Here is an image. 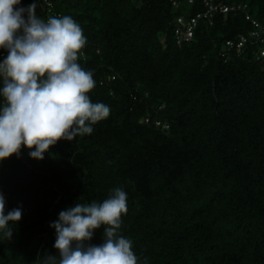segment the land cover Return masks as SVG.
Wrapping results in <instances>:
<instances>
[{"label": "trees", "instance_id": "trees-1", "mask_svg": "<svg viewBox=\"0 0 264 264\" xmlns=\"http://www.w3.org/2000/svg\"><path fill=\"white\" fill-rule=\"evenodd\" d=\"M36 2L42 19L68 15L82 28L78 62L110 115L42 161L23 148L0 162L6 213L22 210L11 240L0 232V264L58 256L59 213L116 187L140 264H264V0H212L245 10L201 16L182 43L176 17L204 11L201 0H52L49 13Z\"/></svg>", "mask_w": 264, "mask_h": 264}, {"label": "clouds", "instance_id": "clouds-1", "mask_svg": "<svg viewBox=\"0 0 264 264\" xmlns=\"http://www.w3.org/2000/svg\"><path fill=\"white\" fill-rule=\"evenodd\" d=\"M37 6L36 0L27 7L22 0H0V50L7 53L0 61V162L19 158L23 148L42 161L50 147L91 135L93 125L110 115L109 106L92 102L96 81L78 62L87 44L80 25L68 15L44 20ZM127 199L116 187L102 202L61 211L50 225L58 256L48 255L43 264H140L133 242L121 233ZM21 219L19 207L6 213L0 192V232L8 241L10 222ZM101 226L103 243L91 244Z\"/></svg>", "mask_w": 264, "mask_h": 264}, {"label": "built area", "instance_id": "built-area-1", "mask_svg": "<svg viewBox=\"0 0 264 264\" xmlns=\"http://www.w3.org/2000/svg\"><path fill=\"white\" fill-rule=\"evenodd\" d=\"M171 1H173L174 3L177 2V0H171ZM186 1H187V3H193L194 2V0H186ZM201 1H202V3H204V9L205 10L198 13L195 17L192 16L189 19H185V17H183V16H177L176 17V25H175V29H174V34H175L177 43L187 42V41L191 40V38L193 37V32H194V28L196 26L197 20L201 16L204 18L210 19L211 16L213 15V13H215L216 11L228 13V12L244 11L245 10L244 5L243 6L239 5V4L238 5H235V4L214 5L212 3V0H201ZM39 2H40L39 4L41 6V9L43 11H46L47 13H49L51 10L50 7H51L52 0H39ZM246 18H250L248 14H246ZM251 21L253 22L255 27H258V24L255 21H253L252 19H251ZM252 34L258 35L256 32H253ZM244 41H245V39L243 37H241L239 42L235 43L237 49H239L243 45ZM226 43L229 46H232L234 44L233 41H227ZM261 54L264 55V50L261 51Z\"/></svg>", "mask_w": 264, "mask_h": 264}]
</instances>
